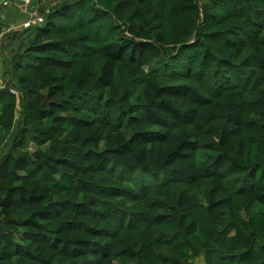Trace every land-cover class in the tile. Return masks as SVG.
<instances>
[{
  "label": "trees",
  "instance_id": "obj_1",
  "mask_svg": "<svg viewBox=\"0 0 264 264\" xmlns=\"http://www.w3.org/2000/svg\"><path fill=\"white\" fill-rule=\"evenodd\" d=\"M39 9L0 46V264H264V0Z\"/></svg>",
  "mask_w": 264,
  "mask_h": 264
},
{
  "label": "rangeland",
  "instance_id": "obj_2",
  "mask_svg": "<svg viewBox=\"0 0 264 264\" xmlns=\"http://www.w3.org/2000/svg\"><path fill=\"white\" fill-rule=\"evenodd\" d=\"M57 0H30V2L23 3L17 0H2L0 2V17L4 28H12L11 32H6L2 36L1 44L7 43L6 38L13 31L23 29L21 25L29 19L32 12L40 10V6L48 7L56 3ZM194 264H204L202 257L195 259Z\"/></svg>",
  "mask_w": 264,
  "mask_h": 264
},
{
  "label": "built area",
  "instance_id": "obj_3",
  "mask_svg": "<svg viewBox=\"0 0 264 264\" xmlns=\"http://www.w3.org/2000/svg\"><path fill=\"white\" fill-rule=\"evenodd\" d=\"M23 3H29L30 0H17ZM45 22V16L39 11V10H35L34 12L31 13L30 17L28 20H26L23 25H21L22 28H29L33 25H41ZM12 28H4L0 34V46H1V39L2 36L4 35V33L6 32H11ZM2 59H0V90L3 89H9L10 92L12 94H15L17 96L20 95V90L18 89V87L14 84L9 85L7 80L3 77L2 72Z\"/></svg>",
  "mask_w": 264,
  "mask_h": 264
}]
</instances>
